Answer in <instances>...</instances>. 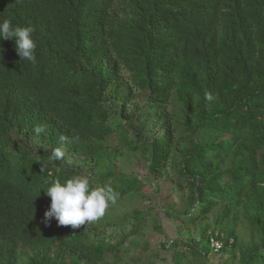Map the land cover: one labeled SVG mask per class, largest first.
<instances>
[{
  "label": "trees",
  "instance_id": "1",
  "mask_svg": "<svg viewBox=\"0 0 264 264\" xmlns=\"http://www.w3.org/2000/svg\"><path fill=\"white\" fill-rule=\"evenodd\" d=\"M5 18L31 26L37 47L32 63L0 39V264L123 263L154 208L78 229L46 222L44 190L74 175L117 202L168 182L178 235L200 226L197 240H162L169 256L144 245L135 264H206L215 233L229 237L221 255L264 264V0H0ZM121 154L143 174L123 173Z\"/></svg>",
  "mask_w": 264,
  "mask_h": 264
},
{
  "label": "rangeland",
  "instance_id": "2",
  "mask_svg": "<svg viewBox=\"0 0 264 264\" xmlns=\"http://www.w3.org/2000/svg\"><path fill=\"white\" fill-rule=\"evenodd\" d=\"M109 145L112 146L113 139H109L107 142ZM118 165L120 166L123 173L127 175H140L143 174V166L133 155H119L118 159ZM169 175H167L166 178H168ZM170 180V178L168 179ZM161 181H154L153 185L148 186L144 190V197L141 196H134L132 198H124L123 200L117 202L113 207H109L103 216H105L108 219L111 220H117L120 221L122 216L129 214L130 212L134 210H140V209H146L149 207H153L154 211L152 215L148 218L146 225L144 226L143 230L138 234V236L134 239H132L131 243L132 245H128L124 250H121L119 253V256L122 260V264H135V261L138 257H142L145 259L148 255L146 253H143L141 250L144 245H148L149 247V253L150 252H159L162 254V256H169L168 253L161 252L160 242L163 240L164 242H168V244L174 239H179L181 242L190 241L192 239H198L200 234V226L196 225L193 228H186V232L190 231L192 234V238L190 235L183 234L182 236L178 235L177 231V222L173 219H171L169 216L166 215L165 211L163 210L164 205H172V204H178L176 195L177 194H171V186L170 183H163ZM155 184H158L159 186H162L161 194L158 196L149 195L150 192L156 194L155 191ZM154 217L159 224L161 225V228L165 235L168 237L167 239L160 237L159 233H157L150 224L151 218ZM213 216H211V219ZM213 220L210 221V224H212ZM117 224V222H115ZM105 226V225H104ZM228 229H231L232 224H228ZM235 232L237 233L238 241L247 243L249 241V234L247 230V222L244 218H239L237 225L235 227ZM101 231V230H99ZM179 236V237H178ZM224 240L225 238H229L228 235L223 236ZM223 240V241H224ZM225 242V241H224ZM136 245V246H134ZM202 248H204L205 253H210L208 250V244L206 241H203L201 243ZM166 251L169 250V248H164ZM237 259V251L236 253H231V251H226V254H223L220 256H214V255H208L206 264H236ZM110 257L107 258V262H109Z\"/></svg>",
  "mask_w": 264,
  "mask_h": 264
},
{
  "label": "clouds",
  "instance_id": "3",
  "mask_svg": "<svg viewBox=\"0 0 264 264\" xmlns=\"http://www.w3.org/2000/svg\"><path fill=\"white\" fill-rule=\"evenodd\" d=\"M31 26L13 25L12 20H0V39H15V50L20 58L32 63L36 61V43ZM2 52V49H0ZM2 58V57H0ZM207 99L211 100V95ZM36 134L45 132L42 126L34 128ZM61 137V141H64ZM65 157V149L58 147L53 150L51 159L60 160ZM86 175H74L63 183L52 182L45 194L50 197V206L44 212L45 221L55 218L59 226H71L78 229L86 222L90 223L101 218L110 205H115L120 194L110 186L91 187Z\"/></svg>",
  "mask_w": 264,
  "mask_h": 264
},
{
  "label": "built area",
  "instance_id": "4",
  "mask_svg": "<svg viewBox=\"0 0 264 264\" xmlns=\"http://www.w3.org/2000/svg\"><path fill=\"white\" fill-rule=\"evenodd\" d=\"M232 243V241H230V244ZM208 245H209V249H210V254L214 255V256H220L223 248H224V242L222 240V238H219L218 233H215L213 235H211L208 239Z\"/></svg>",
  "mask_w": 264,
  "mask_h": 264
}]
</instances>
